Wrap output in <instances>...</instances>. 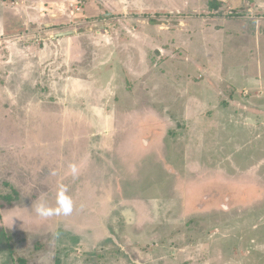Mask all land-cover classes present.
I'll return each instance as SVG.
<instances>
[{
	"label": "rangeland",
	"instance_id": "374dc122",
	"mask_svg": "<svg viewBox=\"0 0 264 264\" xmlns=\"http://www.w3.org/2000/svg\"><path fill=\"white\" fill-rule=\"evenodd\" d=\"M260 109L264 0H0V264H264Z\"/></svg>",
	"mask_w": 264,
	"mask_h": 264
},
{
	"label": "crops",
	"instance_id": "0c3cea01",
	"mask_svg": "<svg viewBox=\"0 0 264 264\" xmlns=\"http://www.w3.org/2000/svg\"><path fill=\"white\" fill-rule=\"evenodd\" d=\"M118 10L121 12L137 11L129 7L128 8H118ZM148 11H152V10H148ZM61 37H64V36H61ZM55 38H59V37H55ZM254 111H255L254 113L256 114H252V115L255 116L256 119L259 120V117L261 119H264V109H260L259 112L258 110H254ZM251 122H254V121H251ZM255 167H257L256 170L255 169L250 170V171L246 170L248 173L246 174L244 178L242 177L241 185L238 187L241 190V194H240L241 196L237 197L238 199L236 202L241 205L243 203L246 204L247 206L246 210L248 209L249 210L245 211V213H248L249 211L255 214L257 213L256 215H258V217L253 219L254 222H257V221H264V159L258 160V162L255 163ZM256 173L258 174V178L254 177ZM249 174L250 175L253 174V177H250ZM232 183H237L234 177H230L229 179H227V184L226 186H224L225 189L227 190L228 195H231L229 190L231 189L233 185ZM222 187L223 186H221V188ZM257 206H259V208L255 210L254 207H257Z\"/></svg>",
	"mask_w": 264,
	"mask_h": 264
},
{
	"label": "clouds",
	"instance_id": "9594fccd",
	"mask_svg": "<svg viewBox=\"0 0 264 264\" xmlns=\"http://www.w3.org/2000/svg\"><path fill=\"white\" fill-rule=\"evenodd\" d=\"M77 169L75 166L71 167V172L73 175L76 174ZM57 206L49 207L46 203L41 202L36 206L35 211L40 217L48 218L54 215H68L73 210V202L71 198L67 195V187L60 185L57 192Z\"/></svg>",
	"mask_w": 264,
	"mask_h": 264
},
{
	"label": "water",
	"instance_id": "95a60500",
	"mask_svg": "<svg viewBox=\"0 0 264 264\" xmlns=\"http://www.w3.org/2000/svg\"><path fill=\"white\" fill-rule=\"evenodd\" d=\"M71 32L69 31H64V32H58V33H55L52 37L55 38V37H61V36H64V35H67V34H70Z\"/></svg>",
	"mask_w": 264,
	"mask_h": 264
},
{
	"label": "trees",
	"instance_id": "16d2710c",
	"mask_svg": "<svg viewBox=\"0 0 264 264\" xmlns=\"http://www.w3.org/2000/svg\"><path fill=\"white\" fill-rule=\"evenodd\" d=\"M216 4H217V2H216Z\"/></svg>",
	"mask_w": 264,
	"mask_h": 264
}]
</instances>
